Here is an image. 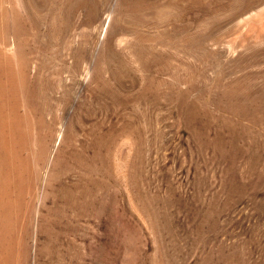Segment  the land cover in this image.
I'll return each instance as SVG.
<instances>
[{
	"label": "rangeland",
	"instance_id": "374dc122",
	"mask_svg": "<svg viewBox=\"0 0 264 264\" xmlns=\"http://www.w3.org/2000/svg\"><path fill=\"white\" fill-rule=\"evenodd\" d=\"M0 73L8 264H264V0H0Z\"/></svg>",
	"mask_w": 264,
	"mask_h": 264
},
{
	"label": "bare ground",
	"instance_id": "6f19581e",
	"mask_svg": "<svg viewBox=\"0 0 264 264\" xmlns=\"http://www.w3.org/2000/svg\"><path fill=\"white\" fill-rule=\"evenodd\" d=\"M158 12H159L158 15H161L163 12V8L162 9L158 8ZM1 87H2V85H1ZM7 117L8 116L5 115V113L3 111V107L0 104V190L2 192H3L4 188H6V184H9V182H10L9 181L8 183H6L4 176L6 174V167H5L6 161H8L10 155L12 156V154L9 153V143H10V140H12L13 132L11 131L9 138H8V135H6V134H9V133H7L5 131V127L7 125L10 126L12 122ZM11 160H12V158H11ZM6 190H7V188H6ZM4 197H6V196L0 195V253H2L0 255L3 256L2 260L0 259V264H8L7 263L9 260L8 258H10V256H9L10 255V245H9L10 222L8 220V218L10 216H9V210L7 208V206L9 205V200L7 198H6L7 199L6 200ZM8 198H9V196H8Z\"/></svg>",
	"mask_w": 264,
	"mask_h": 264
}]
</instances>
